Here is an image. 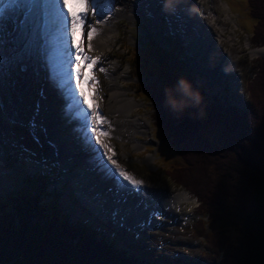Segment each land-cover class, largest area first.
I'll return each mask as SVG.
<instances>
[{"label": "rangeland", "instance_id": "1", "mask_svg": "<svg viewBox=\"0 0 264 264\" xmlns=\"http://www.w3.org/2000/svg\"><path fill=\"white\" fill-rule=\"evenodd\" d=\"M127 1L130 3L131 0ZM207 3L209 8L217 13L216 20L213 19L214 17L202 16L201 20L204 24V29L201 27L198 31L199 33L207 35L206 39L209 40L207 46L209 48L211 47L212 55L220 62L218 63L216 61L217 66L220 64V66L226 68L227 63H224V59L229 62V65H232L231 70L227 68V71L225 69H221V72L217 71L220 77L218 80L215 76L213 83H208L202 79L201 74L196 71L197 67L196 69L194 67L196 65L198 66V60L186 54L187 46L185 48V54H183L184 48L180 45L182 40L181 36L177 37V33H174L176 36L168 33L169 29L167 28L168 21L166 15L160 16V26L158 25L157 27V23H154L156 16H151V19L147 18L149 15L146 11L147 7L144 5L139 8L142 18H138L140 14L134 13L132 17H127L124 14L115 19V27L117 29L116 38L112 42V46L105 49L104 55H100H107V58H103L102 65L108 70L109 76L112 72H116L119 67H127V74L119 78V83L122 87L127 89V93L133 96L137 102V105H134L131 109L130 114L142 121L148 119L146 128L144 126L145 122L141 125L143 129L145 128L144 131H140L144 132L142 133L143 135L139 136L143 142H139L140 146L137 148H134L128 140H121L118 137L119 135L102 136L101 140H103L104 144L109 145L110 151L108 154L113 156V159L117 161L121 169L128 172L129 175H133L137 177V179L143 181L144 185L151 186L153 195L152 198H147V200L151 199L149 202L151 205H155L158 199L163 200L162 198L170 193L180 192L182 189H186L182 186H178L169 175L168 171H166L173 166L183 163L184 160H182L177 151L169 144L168 137L155 126V114L148 101L149 91L144 87H146L148 83H152L159 88L171 89L174 97L179 99L180 103L184 105V111L198 117L201 121V130L203 133L220 146L224 144L222 132L225 129L221 116L219 117L215 112L211 114L202 109V107L194 105L184 95L178 82L182 78L185 79L187 73L192 76L193 80L196 79V81L200 83L203 81L204 83L202 84L207 87L205 89L208 96L213 97L214 101L216 100V104L219 105V108H216L218 112H221V109L231 108L232 104L243 111L246 109L249 101L245 89L246 82L249 78L253 77L255 70H257L259 63L257 58L260 57L261 54L258 53L259 55H253L250 53V50L258 47L261 48L264 44L259 38L255 37L254 19L248 9H246L248 6L247 4H249L248 0H204V5H207ZM164 6L165 0H158L156 9L162 11ZM172 16L173 15H171V17ZM146 18L150 21L140 20ZM204 21L208 27L214 28L216 31L209 32L210 28H205ZM214 22H219L220 25ZM166 29L168 30L166 31ZM182 55L184 56L182 57ZM261 56L264 57V54H261ZM111 58L118 63L116 64L117 69L114 68L113 70L109 68L108 64L105 66L108 59ZM98 67L99 65L91 70V74L97 77L99 84L98 86H93L95 90L91 92L90 95L92 103L93 96H97L95 103L98 105L100 113L104 114L107 112L106 97L109 94V89L107 88L108 74L99 72ZM37 70H35V73H37ZM227 73H229V76ZM229 78L232 81L230 83L228 82V87L223 89L220 84L221 81L226 85V81ZM218 81H220V83ZM217 84H220V89L216 86ZM90 86V83H88V87ZM46 94L48 95L47 92ZM4 99L3 96L2 101ZM9 120H12V118H9ZM38 120L40 121V119H37V121ZM27 123H29V121H24L22 123V127H24L23 133L25 134L18 138V146L27 148L29 159L39 160L44 163L46 167L50 166L49 179L48 177L39 176V173H42V171L36 170L33 172L27 171L23 175H20V179H17L18 181L16 184L4 185L1 184L0 180V189L6 192L0 194V212L3 209L12 211L13 200L25 198L28 204L26 207H23L20 213H27L37 220L45 221L50 219L51 210L53 206L56 205L57 210L62 214L68 215L69 220H76L82 222L84 226L96 229L98 237H102L104 240L106 239L112 244L113 248L118 251L134 254L140 262L143 261L154 264L220 263V259L223 257L222 251L216 252L209 247L205 242V238H203L200 233L199 225L197 227L195 221L198 218H203L205 220L207 216H202L198 213V201L187 191L186 194L184 193L185 197L178 199L179 201L182 200L180 203L170 204L168 206H165L163 203L160 208H158L163 209V212L156 210V212L165 213H159V215H161L160 218L152 216L155 211L150 210L148 206L146 208L147 211L144 210L142 212L136 209L135 213L132 212L126 215L125 221L131 225V228L124 225L121 229H113L110 223L115 224L116 220L105 215L102 216V218L107 221L103 220L105 222L104 224L101 222V219L98 220V222H91L92 220L90 221L80 216L73 215L74 213L72 209H70L72 206H67L66 202L63 201V195L66 194L63 188L64 185H59V190H56L60 179L62 177L67 179L65 174L66 170H63L55 161L53 154H51L49 148L42 139L39 140V143L33 138L31 139L30 127L27 126ZM10 124L11 123H9V125ZM17 133L19 132L12 127L9 128V135ZM135 135L139 134L135 133L133 137H135ZM263 139L264 126H261L257 140L262 141ZM28 144L30 146H28ZM97 147H100L101 151H104L101 145ZM256 148L253 149L256 151ZM149 154L151 160L147 161L146 157ZM21 160L20 157L16 158L19 164ZM4 162V158L0 156V166H5ZM7 163L11 164L9 160H7ZM109 163L111 162L109 161ZM70 167L69 165V168ZM113 167H115V165H113ZM87 175L89 179L94 178V174L91 171H89ZM99 175L105 180H102L104 184L101 188H97V193L102 194V196L107 199L112 193L110 194V191H108L109 193L106 191L107 187H110L107 185L106 181L107 179L111 180V178L102 171L101 174L98 173V176ZM95 180L96 179H94V182ZM68 182L69 180L67 183ZM233 182L235 184H240L236 187L231 186V191L227 194L226 203L230 206L228 207L229 210H223L219 207L216 208V211L224 214L225 217V220H223L225 222L218 228L219 235L222 234L220 232L223 231V234L227 237L228 241L231 242L232 246L237 247L236 245L241 244L242 239H244L242 238L243 233L241 232V223L239 220L243 216L241 215L243 213V206L248 199L247 189L248 186H250V181L246 175L243 180L239 181L235 179ZM243 182L246 183V188L244 189L245 191L243 190L242 192L241 186ZM76 187L77 185H71L70 190L77 195ZM36 191L41 194L40 198H42V203L39 208L45 210L44 212L39 211L35 205L33 206V198H31L30 201L28 199V195ZM239 191L240 196L238 195ZM132 193L133 194L129 196V200H131L130 203L133 206L136 201V195L140 197H138V200L142 198L146 199L136 194L134 191H132ZM103 201L105 200L101 199L99 203ZM236 204H238V206H235ZM226 216L229 219L226 218ZM145 217H147L146 220H143ZM0 218L2 217L0 216ZM139 220L145 222L144 227H141L142 224H138ZM149 221H151L150 226H148ZM6 242L7 241L4 239V232L0 229V249L2 248L8 253L6 259L7 263L4 262L0 254V264H17V262H22L23 259H19V257H17L18 255L14 254L12 256V252L7 251L9 249L5 247ZM9 244L10 243H7V245ZM231 261L232 258L229 262L231 263Z\"/></svg>", "mask_w": 264, "mask_h": 264}, {"label": "trees", "instance_id": "2", "mask_svg": "<svg viewBox=\"0 0 264 264\" xmlns=\"http://www.w3.org/2000/svg\"><path fill=\"white\" fill-rule=\"evenodd\" d=\"M248 3L254 17L255 37L264 43V0H248ZM257 60L258 68L246 82L249 101L243 111L237 106L216 111L219 105L207 96L204 86L196 84L190 74L185 75L202 96L198 106L221 116L225 126L223 146L203 133L200 119L186 113L172 93L176 109L166 103V89L151 83L144 87L153 105L155 126L168 137L169 144L184 160L166 171L178 186L196 197L198 213L207 216L205 220L198 218L196 223L209 247L216 252L222 251L219 264H264V139L257 140L264 126V59L258 57ZM246 175L250 181L248 199L243 206V216L238 217L244 239L234 247L223 231L219 235L218 228L225 217L216 208L229 210L226 198L230 187L239 185L233 181L243 180ZM241 187L243 192L246 183ZM28 196L29 201L34 199L33 206L45 211L39 208L40 193ZM27 204L25 198L16 199L12 211L3 209L0 213V229L7 241L5 247L12 256L15 254L23 259L21 264H154L140 262L134 254L114 249L110 242L98 237L94 229L79 221H70L56 205L50 219L44 221L20 213ZM0 254L7 263L6 250L1 248Z\"/></svg>", "mask_w": 264, "mask_h": 264}, {"label": "bare ground", "instance_id": "3", "mask_svg": "<svg viewBox=\"0 0 264 264\" xmlns=\"http://www.w3.org/2000/svg\"><path fill=\"white\" fill-rule=\"evenodd\" d=\"M201 1L203 2V0H200V3H197L199 5L196 4L202 13L201 17L202 16L203 17L205 16L215 17L216 14L210 9L204 10V6H203V3H201ZM155 3L156 1L153 0L152 3L145 4L146 6H148L147 12L149 14L155 15L156 11L153 9L152 11H150L151 8L149 7L150 5L152 6ZM140 6H141V3H134L133 0H131L130 3L127 0H123V1L119 0L118 3L115 2V0H113V6L111 10L107 9V12L105 14L106 16L109 17V19L104 24L99 26V31L92 40L93 50L89 52L88 55H91V56L104 55L105 49L110 48V46H112L111 45L112 42L116 38L115 35L117 34V29L115 27V19L124 14L127 17H132L134 13L140 14L139 12ZM69 7H71L73 12H79L82 10L83 5L80 3H77V0H70ZM169 22L172 26L177 25L178 23L177 17L169 19ZM202 28L204 29L203 26ZM199 34H202V33H199ZM75 42L83 43L84 47L86 48L87 47L86 34L82 35V32L80 33L77 32L76 37H75ZM250 53L253 55L254 54L256 55L258 53L264 54V46H262L261 48L259 47L253 48L252 50H250ZM106 56H102V57L107 58ZM199 56L197 59H198V65L200 67V70L196 69V71L200 74L202 73L201 75L202 79H204L208 83H213L214 77L216 76L214 74L215 68L211 67L214 70L212 71L211 68L208 69L210 67L209 64L206 67L205 54H203L201 58ZM210 59L211 61L215 62L213 55H210ZM224 63H227L226 68H229L230 70L232 69V65L231 64L229 65V62L226 61V59H224ZM107 64L109 65V68H112L113 70L114 68L117 69L116 64L118 63L113 58L108 59L105 66ZM212 65H215V63H213ZM72 66L71 67L74 72L75 65L73 64ZM81 67L83 69L85 79H87L90 75V66L86 67L85 62L81 60ZM125 74H127V67H119V69L116 70V72L114 73L112 72L110 76L108 74L107 88L109 89V94L106 97L107 112L104 114L103 113L101 114L110 122V124H106L103 130L109 132V135H112V136L119 135L118 137L121 140H126V141L128 140L134 148H137L138 146H140L139 142L141 141L143 142V140L136 139L135 137H133V134L144 133L140 131L141 130L144 131V129L147 127L148 123L146 122H148V119L142 121L139 118L130 114L131 109L134 107V105H137V102L133 98V96L127 93V89L122 87V85L119 83V78L124 77ZM228 74L229 73H227V75ZM41 75L42 73H41V70L39 69L37 70V73H35V70L32 68H29L28 71H20L19 69H16L12 72L10 76L9 75L5 76L2 88H0V102L3 103L4 111L6 114L4 122H3V127H2L3 136H2V140H0V144H1L0 156L3 157L5 161L4 162L5 166L3 165L0 166L1 184H4V185H11L12 183L16 184V182L18 181L17 179H20L19 176L23 175L25 172L31 171V170L32 171H36V170L44 171L46 168H48V166L46 167L45 164L41 163L39 160L29 159L28 157L29 153H28L27 148H23L22 146L19 147L17 143L19 141L18 138L24 136L25 134L23 133L24 127H22V123L24 121H30L33 119V117H35V120L37 123V128L35 130H37L38 132H43V133L45 132V138L49 139L50 146H51L50 151H51V154H53V158L56 160V162L59 163L63 169H65L66 171H69L68 169L69 165L72 166L73 160H74L75 168L73 167L71 178L75 183L79 184L80 182L83 184V187L81 188L77 187L78 189L76 188V192L79 194L81 192H86L88 194L89 199L84 200V201L89 203V206L80 205L75 200V198L71 197L69 193L71 191H69V187L66 184V181L64 180V178L62 177L60 179L59 184H63L64 185L63 188L66 191V194L63 195V201L66 202L67 206L69 205L72 206V208L70 209H72L74 213L73 215L80 216L85 219H89L90 221L93 219L92 222L93 221L98 222V220L101 219V222L104 224L105 222L103 220L105 219H103L102 216L104 215L107 216L110 212L111 214L113 213L111 216L115 217V220H116L115 226L110 223L111 228L121 229L122 224L124 223L122 220V215H121L122 213L120 214L121 209L123 213H128L127 211H130L129 209L131 208L133 210V213H135L136 209L139 211H142L143 208L144 210H146L148 206L150 210L156 212L157 210L156 206L159 204L162 205L163 203H167L165 206H168L170 204H178L182 201V200L179 201L178 199L185 197L186 192L183 189L180 192L178 191L179 193L174 192V193H170L166 195V197L162 198L163 200L158 199L155 205H151L149 203L151 199L147 200V199L142 198L138 200L139 196L136 195V201L134 202V206H133L130 203L131 200H129V198L127 199V201L122 200V196L116 189V186H114L113 180L107 179L106 183L107 185L110 186L108 187L111 189L110 193L115 194L117 197L119 196L120 199H118V204H113L112 202L110 203L109 200H107V202L105 203L106 205L105 209L109 211L108 213H106L104 209L99 208L98 204H100L99 201L103 199V196L102 194L97 193V190H98L97 188L100 189L104 183L102 182V178L101 179L99 178L98 173H96L95 175L94 172L90 169V165H88L90 162L92 163L94 162V158L92 157L91 158L92 160L91 159L89 160L90 162L87 163L86 167L80 165V163L76 161L77 160L76 157L79 156L83 152V149L81 148H83L84 144L81 145L78 142H73L72 137H70L71 144H69L70 141L66 139V137L69 136L68 134L64 135L65 138H63L62 135L61 136L57 135V130L55 128L54 122H53L54 124V127H53L51 119H48L47 116L42 115L39 117V114L41 113V111L38 113L37 106H39V109H40V100H39L38 92H39V86H40L39 83H41ZM47 75H49V73ZM219 77L220 76L217 77L218 80H219ZM231 81L232 80L229 78L226 81V85H224L222 81L221 83L220 81L218 82L222 85L223 89H225V87H228L227 85ZM88 83H85L83 81L82 85L85 88L84 91H85V95L87 96L88 103L92 104V98H91L90 93L95 90V87L93 86L88 87ZM220 84L216 85L219 89H220ZM51 86H52V82L48 78V89H51ZM58 92L59 94H61L59 100L60 102H63L64 100H63L62 93L60 90H58ZM3 96L5 99L2 101ZM34 103L36 104V107ZM41 103L47 104V99L45 98L43 100L42 98ZM65 112H66V108H65V103H64L62 105V111L60 115L61 120H65L66 118ZM9 118H12V120H9ZM37 119H40V121L39 120L37 121ZM143 122H145L144 129L141 127ZM9 123L11 124L9 125ZM10 127L15 129L21 135L19 133L14 134V135H9ZM68 127H71V126H68ZM75 135H77L78 137L81 135V138H83L82 132L80 130H78ZM31 138H33L32 135H31ZM94 138L95 137L93 136V139ZM28 146L30 145L28 144ZM89 146L92 147L90 144ZM75 148H77V151H78L77 153H76ZM149 156L150 154L147 155L146 157L147 161L151 160ZM17 157H20V160L22 159L20 164L17 163L19 161H16ZM96 159L97 158H95V160ZM7 160H9L11 164L7 163ZM87 171H91L94 174V178L89 179L87 177L88 176ZM133 177L137 179V177L135 176ZM94 179H96L95 182H94ZM120 186L122 187V189L129 191L130 195L133 194L132 193L133 190L131 187L127 186V182H125L124 184H120ZM2 193L4 194L6 192L0 189V194ZM90 206L93 208L92 210L90 209Z\"/></svg>", "mask_w": 264, "mask_h": 264}, {"label": "snow or ice", "instance_id": "4", "mask_svg": "<svg viewBox=\"0 0 264 264\" xmlns=\"http://www.w3.org/2000/svg\"><path fill=\"white\" fill-rule=\"evenodd\" d=\"M115 2L118 3L119 0ZM133 2L150 4L153 0ZM77 3L83 5L79 12L72 11L69 7L70 0H0V88L5 76H10L16 69L28 71L29 68L37 70L46 67L49 80L57 81L55 86L65 100L66 118L79 122L84 131L83 139L96 153L99 159L97 169L108 174L119 184L127 182V186L136 194L147 199L153 195L151 186H146L143 181L129 175L120 168L113 156L108 154L109 145L104 144L101 137L109 135V132L103 129L110 122L100 113L95 103L97 96H93L92 104L88 103L81 83L84 75L82 59L86 67L90 66L88 80L91 86L99 84L97 77L91 74V70L96 66L99 65V72L108 74V70L102 65L103 57L91 56L88 53L93 50L92 40L98 33L99 26L109 19L105 15V9L111 10L113 0H77ZM181 14L180 8L171 13L177 18ZM78 26L82 35L86 34V48L83 43L75 42ZM73 64L74 73L71 67ZM41 95L43 96V92ZM5 115L3 103L0 102V140L3 136ZM29 127L32 129L34 140L39 143V137L35 133V117L29 121ZM97 145H101L104 151ZM79 198L89 199L86 192H81ZM155 215L153 213V216ZM150 224L151 221L148 226Z\"/></svg>", "mask_w": 264, "mask_h": 264}, {"label": "clouds", "instance_id": "5", "mask_svg": "<svg viewBox=\"0 0 264 264\" xmlns=\"http://www.w3.org/2000/svg\"><path fill=\"white\" fill-rule=\"evenodd\" d=\"M179 0H165V8L166 10H173L178 4ZM228 70L227 68L225 69ZM179 85L184 93V95L190 100L194 105L200 104L202 100V96L197 89H194L191 82L182 78L179 82ZM172 90L166 89V103L170 104L173 109H176L177 104L174 98L172 97ZM184 106V105H181Z\"/></svg>", "mask_w": 264, "mask_h": 264}, {"label": "water", "instance_id": "6", "mask_svg": "<svg viewBox=\"0 0 264 264\" xmlns=\"http://www.w3.org/2000/svg\"><path fill=\"white\" fill-rule=\"evenodd\" d=\"M40 100V109L38 110L39 112L41 111V113H40V116H44L45 115V112L46 113H49V110H48V107H47V105H45L46 106V111H45V108H44V106H41V98L39 99ZM35 106H36V104H35ZM50 114H51V112H50ZM49 114V115H50ZM53 115H55V118H56V120H55V122L57 121V123H59V119H61V117H60V115H61V110H58V109H56L54 112L52 111V117H53ZM45 116H47L48 117V115L46 114ZM48 119H51V117H48ZM73 121H75V120H73ZM51 122H52V120H51ZM39 134L41 135V139H42V141L46 144V146L49 148V151H50V148H51V146H50V142H49V139H46L45 138V132L43 133V132H39ZM51 152V151H50Z\"/></svg>", "mask_w": 264, "mask_h": 264}, {"label": "flooded vegetation", "instance_id": "7", "mask_svg": "<svg viewBox=\"0 0 264 264\" xmlns=\"http://www.w3.org/2000/svg\"><path fill=\"white\" fill-rule=\"evenodd\" d=\"M202 38H206V36L205 35H203V37ZM205 63H206V67L208 66V64L210 65V67L208 68V69H210L211 67L212 68H215V71L212 69V71H214V74L218 77L219 75V73L217 72V71H219V72H221L220 70L222 69H224V67H222V66H220V64H219V66H217V64H216V61L218 62V63H220L219 62V60H216V58L214 57V60H215V62H213V61H211V59H210V55H212L213 53H212V49H210L208 46H206L205 45ZM198 58V56L196 57V59ZM213 63H215V65H212ZM198 68H197V70H200V67H199V65L197 66Z\"/></svg>", "mask_w": 264, "mask_h": 264}]
</instances>
